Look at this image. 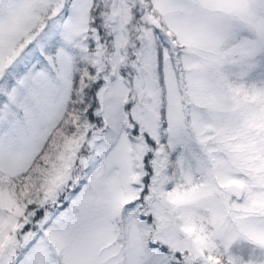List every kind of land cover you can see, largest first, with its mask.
I'll list each match as a JSON object with an SVG mask.
<instances>
[{"label": "snow or ice", "instance_id": "1", "mask_svg": "<svg viewBox=\"0 0 264 264\" xmlns=\"http://www.w3.org/2000/svg\"><path fill=\"white\" fill-rule=\"evenodd\" d=\"M0 264H264V0H0Z\"/></svg>", "mask_w": 264, "mask_h": 264}]
</instances>
